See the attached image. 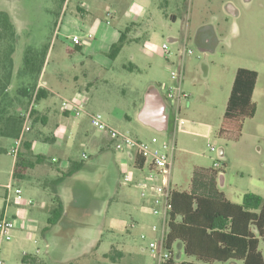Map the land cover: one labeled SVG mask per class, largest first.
<instances>
[{
    "label": "rangeland",
    "instance_id": "1",
    "mask_svg": "<svg viewBox=\"0 0 264 264\" xmlns=\"http://www.w3.org/2000/svg\"><path fill=\"white\" fill-rule=\"evenodd\" d=\"M83 1L88 5V12L81 15L78 6ZM140 1L66 0L62 6L59 0H0V10L11 14L19 33L14 55L17 69L23 64L25 49L32 47L41 51L50 45L41 78L50 93L35 104L36 109L44 110L51 105L55 111L62 108L64 101H90L114 127L142 140L157 136L163 142L169 139L168 132L157 131L139 121L137 107L151 87L165 94L164 87L176 83L172 71H179L184 64L183 88L189 98L182 101L185 123L180 125L176 136L178 151L171 179L173 187L190 191L194 190L192 184L199 183L204 195H224L238 203L247 192L264 195V0H148L146 8ZM229 5L235 7L237 14L228 11ZM131 21L138 22L128 32L132 41L112 57L111 44L107 46L111 34H121ZM89 33L96 40L91 49L76 48L69 38ZM164 44L169 45L170 54ZM185 49H192L193 53L186 54ZM243 67L258 72L253 96L257 112L245 119L239 134L231 129L221 134L235 75ZM125 113L132 119H126ZM75 117L70 115L63 120L76 121ZM39 129L51 135L52 126L39 121L25 138ZM39 142H35V150L48 146ZM13 143L11 139H2L7 152H0V194L8 190L9 184L16 183L22 187L25 201L20 203L22 207L11 206L9 212V217L17 215L19 225L13 231V239L1 243L5 264H22L25 252L38 256L43 264H63L52 257L59 261L71 260L72 264H156V256L141 234L154 237L152 225L160 224L161 216L154 213L151 197L142 196V189L136 184L148 176V166L137 169L128 155L113 149L109 151V160L100 162L98 151L79 137L62 141V149L72 146L70 154L66 156L57 151L55 155L60 161L52 163L53 166L65 169L73 161L82 162L85 169L79 175L85 181L78 183L80 191L99 196L107 193L109 186L112 189L101 222L105 227L103 239L111 244L98 246L83 255V246L74 236L75 239H69V245L64 249L57 247L54 254L51 247L50 254L40 232L23 227L22 219L39 218L41 225L46 223L49 212L44 210V200L47 198L38 182L50 185L49 174L55 169L47 172L44 167L42 173L31 170L18 184L13 179L15 158L10 152ZM122 157L126 159L124 166ZM216 162H220L219 168L215 167ZM213 168L222 171L212 173ZM125 174L130 175V182L124 183ZM80 197L78 204H71L75 211L88 207L86 198ZM29 199L33 200L32 204L27 202ZM112 243L122 251L123 257L116 255ZM174 251L179 261L201 262L187 255L179 242L175 243ZM107 254H112L115 260L106 257ZM201 263L242 264L238 260Z\"/></svg>",
    "mask_w": 264,
    "mask_h": 264
},
{
    "label": "trees",
    "instance_id": "2",
    "mask_svg": "<svg viewBox=\"0 0 264 264\" xmlns=\"http://www.w3.org/2000/svg\"><path fill=\"white\" fill-rule=\"evenodd\" d=\"M59 1L62 6L66 2ZM136 25H128L120 39L111 46L112 57L121 52L128 41V32ZM18 41V29L11 14L0 10V152H7V148L2 145L3 138L14 140L20 136L24 124L22 112L32 103L36 104L48 97L50 93L39 86L50 45L44 46L41 51L32 47L25 49L23 64L17 69L14 55ZM257 80V71L245 67L237 70L224 115L225 120L220 127L221 134L229 132L230 129L239 134L245 119L255 116L257 105L253 96ZM39 121L46 123V119L41 118L38 109L34 107L31 126ZM46 159L45 155L34 154L31 141L24 137L13 169L14 180L25 179L33 168L44 163ZM144 164L145 158L137 155L135 167L143 168ZM82 166V162H72L67 172L52 181V188L63 177L72 176ZM218 170L213 168L212 173L222 171ZM53 201L47 230L60 220L64 211V204L57 194H54ZM170 202L166 241L172 256L164 264H202L201 262L230 260H238L242 264H264V195L247 192L243 201L236 203L224 195L213 197L173 188ZM177 242L182 245L187 255L194 256L201 262L179 261L174 251ZM116 253L123 257L122 251ZM106 257L115 260L112 254H107ZM21 261L22 264H43L33 254L23 255Z\"/></svg>",
    "mask_w": 264,
    "mask_h": 264
},
{
    "label": "crops",
    "instance_id": "3",
    "mask_svg": "<svg viewBox=\"0 0 264 264\" xmlns=\"http://www.w3.org/2000/svg\"><path fill=\"white\" fill-rule=\"evenodd\" d=\"M140 2L143 8H146L149 4L148 0H141ZM86 5L87 3L83 1L78 6V10L81 12V15H84V13L88 12V7H87L88 5L87 6ZM108 13H110V11H108ZM131 23L137 24L138 22L131 21ZM135 27H137V25L134 26L132 29H134ZM120 35H121L120 33L117 36L114 34H111V39L107 42V46H109L110 44L112 46L114 43H116L120 39ZM135 40L137 41V39ZM173 40H176V39H173ZM95 41L96 40L94 38L93 40L87 42L86 44L77 45L75 47L79 49H84V48L91 49L94 46ZM130 41H132V39L129 40L128 38V41L126 42V44L129 43ZM202 50L206 51L207 49L203 48ZM183 66L182 68H185V66L184 67ZM41 78H42V75H41ZM41 78H40L39 86L47 89L50 92V89L46 85L43 84V82L41 81L42 80ZM151 89H157L165 99L166 112L170 113V127L168 130V134L170 135V131L172 130L171 128L172 126L171 125V122H172L171 121V103L166 99L165 95L161 92L159 88L151 87L150 89L146 90V92L144 93L142 97L141 103L137 107L138 109L136 111V117L140 121L139 115H140L141 109L144 106L145 96ZM79 103L85 106L86 111L88 113L98 112L95 110V107L91 105L90 101H86L85 103L80 101ZM189 105H190V102L188 101V106ZM39 111H42V115H43L42 117L46 119V123H43V124H45V126H49V125L52 126V131H51V135H47L45 134V132H42L39 129L36 133L30 134L27 137V139L31 141L33 153L42 154L47 157L44 163L37 165L32 170H38L40 173H42L44 167H45L44 169L47 170V172H49L51 168H53L55 169L56 172L51 171V173L49 174V176L52 177L51 180L53 181L55 179L60 178L63 175V173L67 172L69 168L61 169L59 167L53 166L52 163H58L60 161V157L55 155L57 154L56 153L57 151H60L63 155L69 156L70 154L69 149H71L72 146L68 147V145H66L65 148L67 149L65 148L62 149L63 145L61 144H62V141L64 140H66V142H69V139L73 137H79L83 143H86V145L92 146L94 149H96L98 151V159L100 158L99 159L100 162H103V161L107 162L109 160V158L111 157L109 155V151L111 149L115 150L112 146L110 137L106 132H102L94 128L90 123V118L88 115L75 117L76 121H65L63 120V117L69 118V116L73 114L67 111H64L62 108L60 110L53 111L51 105H47L45 106L44 110H39ZM124 117L129 120L132 119V116H130L128 113H125ZM178 133H179V130L176 133L177 137H178ZM37 141H40L45 144L47 143L48 146L46 145V147L44 146V148L42 149L35 150L34 149V147L36 146L35 142ZM39 143H38V146H39ZM177 146H178V141H177ZM177 151H178V148H177ZM122 155L123 156L128 155L129 159L134 165V158H133L134 156L132 153L122 152ZM176 155H177V152H176ZM122 160H123L122 161L123 166L126 165V159L122 157ZM73 162H76V161H73ZM84 169L85 167L83 165L81 169L77 171L75 174H73L72 176L63 177V179H61V181L54 188H52L51 184L48 185L49 183L38 182L39 185L42 186V189L45 192L46 198L48 200V201L46 199L44 200L45 212L47 211V213L49 212L50 214V210L54 206V201H53L54 194L55 195L57 194L61 198L64 204L63 215L55 225H53L48 230L46 229V227L48 226V217H49L48 215L46 218V223L44 222V224L42 225H41L42 222H40L39 218H33L32 220L31 219L25 220L24 218L22 219L23 227H25L26 229L35 230V231L40 232L41 237L43 241L45 242V246L46 248H48V253H50L51 247H53L51 251V253L53 254L57 251L56 250L57 247H62L64 249L67 245H69L70 243L69 239L71 237L72 239H75L76 236L78 237L77 239L79 243L83 246V251H84L83 255L89 254L91 250H93L94 248L98 246H104L106 244L108 245L109 243L107 240L103 239L105 235V229H104L105 227L103 226V223L101 222L103 221L102 220L103 208L105 204L108 203L109 200H111L110 198L112 194V191H111L112 189L109 186V188H107V193L103 195H99V196H97L96 194H92L89 191H80L79 190L80 186L78 185V183H81L82 180L83 181L85 180L83 179V177L79 175V173L83 172ZM28 176L29 175H27V177ZM15 186L20 187L19 185H15ZM192 186L194 190L192 189L193 191L192 190L190 191L194 192L195 194H199V195L205 194V192L202 190V187H201L202 184L200 185L199 183H194L192 184ZM53 189L55 191H53ZM196 190H198L199 193H196L198 192ZM80 196H82V198H86L84 199V201L88 205V207L84 210L75 211V207L71 208V204H78L79 199L81 198ZM20 203L21 202L16 201V198L13 192H10L7 190L5 193L0 194V218L3 215L10 216L9 212H10L11 206L18 205L19 207H22L20 206L21 205ZM50 203H51V206H49ZM18 210H21V208H18ZM12 216L11 217L15 218V220L18 218L17 215L15 214H12ZM18 225H19L18 221L16 220V227L14 229L15 231L18 230L17 228ZM112 247L115 251H121L117 249V247H115L113 243H112ZM39 253H40V249H37V254ZM25 254H30V253L25 252L24 255ZM83 255H81L80 257H83ZM52 260L61 262L63 264H72L71 260L69 261L60 260L59 261L57 259H54L53 257H52Z\"/></svg>",
    "mask_w": 264,
    "mask_h": 264
},
{
    "label": "built area",
    "instance_id": "4",
    "mask_svg": "<svg viewBox=\"0 0 264 264\" xmlns=\"http://www.w3.org/2000/svg\"><path fill=\"white\" fill-rule=\"evenodd\" d=\"M109 23L110 21L108 20L107 24ZM69 38L72 43L77 46L93 40L94 36L92 33H89L84 37L74 34L69 36ZM164 49L167 50L169 54L171 53L168 44H164ZM184 53L192 54L193 50L185 49ZM182 66L179 71L173 70L171 73L172 79L175 80L176 83L164 87V95L171 103V123L173 129L170 131L169 139L163 142H161L157 136L152 137L149 141L134 137L111 125L101 112L88 113L85 106L77 101H64L62 104V109L64 111H67L76 117L88 115L90 123L94 128L106 132L109 135L112 146L116 151L132 153L134 161L137 155L145 158L143 168H136L143 170L148 166L149 174L147 177L138 180L136 184L142 189V196L149 195L151 197L154 205V213L161 216V223L152 225V231L155 234L154 237H150L147 233H142L141 238L143 240H148V248L156 256V264H164L172 256V251L167 246L166 241L168 216L169 210L171 209L170 195L174 188L171 179L178 148L176 133L179 130L180 125L185 123V120L182 117V101L189 98L188 93L183 88L182 71L184 68H182ZM34 107L35 104L32 103L26 111L22 112L24 117L22 132L18 138L13 140L14 143L10 149L15 161L17 160L25 134L32 129L31 119ZM212 149L214 150L215 147L212 146ZM215 167L219 168L220 162H216ZM123 181L124 183L130 182V175L125 174ZM7 189L10 192L14 191L17 202L25 201L22 188L11 183L7 186ZM27 202L32 204L33 200L29 199ZM15 227L16 221L14 218L7 215H3L0 218V264H5L1 257V243L13 239V231Z\"/></svg>",
    "mask_w": 264,
    "mask_h": 264
},
{
    "label": "water",
    "instance_id": "5",
    "mask_svg": "<svg viewBox=\"0 0 264 264\" xmlns=\"http://www.w3.org/2000/svg\"><path fill=\"white\" fill-rule=\"evenodd\" d=\"M230 7L228 6V11ZM139 119L145 125L154 127L158 131H168L170 127V113L166 112V102L157 89H151L145 96L144 106ZM223 149L220 154L223 155Z\"/></svg>",
    "mask_w": 264,
    "mask_h": 264
},
{
    "label": "flooded vegetation",
    "instance_id": "6",
    "mask_svg": "<svg viewBox=\"0 0 264 264\" xmlns=\"http://www.w3.org/2000/svg\"><path fill=\"white\" fill-rule=\"evenodd\" d=\"M229 7H230V10H229L230 13L237 14V10L235 9V7L233 5H229Z\"/></svg>",
    "mask_w": 264,
    "mask_h": 264
}]
</instances>
